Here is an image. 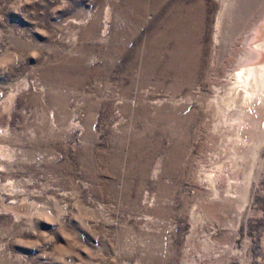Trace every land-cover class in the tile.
<instances>
[{"label":"rangeland","instance_id":"1","mask_svg":"<svg viewBox=\"0 0 264 264\" xmlns=\"http://www.w3.org/2000/svg\"><path fill=\"white\" fill-rule=\"evenodd\" d=\"M262 44L264 0H0V264H264Z\"/></svg>","mask_w":264,"mask_h":264},{"label":"bare ground","instance_id":"2","mask_svg":"<svg viewBox=\"0 0 264 264\" xmlns=\"http://www.w3.org/2000/svg\"><path fill=\"white\" fill-rule=\"evenodd\" d=\"M262 46H264V45L262 44ZM245 69L247 71L249 70L250 78L244 83L245 85L241 86V87L243 89V92L246 93V96L248 95V97H249L250 94H252V93L254 94V92H256L257 90H259L260 88H262L264 86V85L261 86L259 84L260 82L258 81L260 78H261V80H262V78L264 79V63H263V65L261 64V66L258 65V67L257 66H255L254 68L253 67H251V68L245 67ZM225 96H226V94H225Z\"/></svg>","mask_w":264,"mask_h":264}]
</instances>
